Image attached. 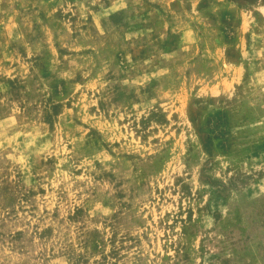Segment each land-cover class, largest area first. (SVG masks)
<instances>
[{"label":"rangeland","instance_id":"obj_1","mask_svg":"<svg viewBox=\"0 0 264 264\" xmlns=\"http://www.w3.org/2000/svg\"><path fill=\"white\" fill-rule=\"evenodd\" d=\"M0 264H264V0H0Z\"/></svg>","mask_w":264,"mask_h":264}]
</instances>
